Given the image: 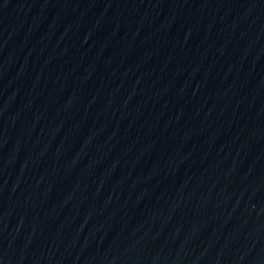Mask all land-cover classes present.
<instances>
[{
  "label": "water",
  "instance_id": "1",
  "mask_svg": "<svg viewBox=\"0 0 264 264\" xmlns=\"http://www.w3.org/2000/svg\"><path fill=\"white\" fill-rule=\"evenodd\" d=\"M0 264H264V0H0Z\"/></svg>",
  "mask_w": 264,
  "mask_h": 264
}]
</instances>
